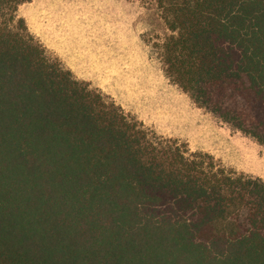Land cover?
Instances as JSON below:
<instances>
[{"label":"trees","instance_id":"16d2710c","mask_svg":"<svg viewBox=\"0 0 264 264\" xmlns=\"http://www.w3.org/2000/svg\"><path fill=\"white\" fill-rule=\"evenodd\" d=\"M0 0V264H264V183L146 129ZM167 76L264 145V0H152Z\"/></svg>","mask_w":264,"mask_h":264},{"label":"rangeland","instance_id":"374dc122","mask_svg":"<svg viewBox=\"0 0 264 264\" xmlns=\"http://www.w3.org/2000/svg\"><path fill=\"white\" fill-rule=\"evenodd\" d=\"M48 59L189 152L264 183V145L198 107L166 74L152 0H28L17 8Z\"/></svg>","mask_w":264,"mask_h":264}]
</instances>
